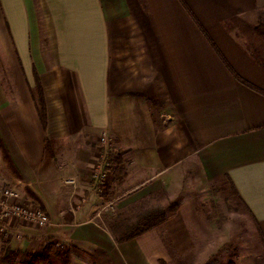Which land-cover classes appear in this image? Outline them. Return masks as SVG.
Wrapping results in <instances>:
<instances>
[{"label":"crops","instance_id":"0c3cea01","mask_svg":"<svg viewBox=\"0 0 264 264\" xmlns=\"http://www.w3.org/2000/svg\"><path fill=\"white\" fill-rule=\"evenodd\" d=\"M259 27L264 0H0V137L19 175L0 151V178L51 221L13 219L0 254L50 243L97 264H204L221 234L202 187L227 182L261 239L237 264H264V57L247 46L264 53ZM109 154L126 164L114 202H179L124 244L98 212L111 204L98 172Z\"/></svg>","mask_w":264,"mask_h":264},{"label":"rangeland","instance_id":"374dc122","mask_svg":"<svg viewBox=\"0 0 264 264\" xmlns=\"http://www.w3.org/2000/svg\"><path fill=\"white\" fill-rule=\"evenodd\" d=\"M259 31H263V29L261 28ZM262 42H264V37L262 38ZM247 46L250 50L257 53V55L264 57V53L260 51V49L256 48L255 45L247 43ZM260 48L264 50V46H260ZM107 149L108 148L105 147L104 150ZM122 159L128 160V157L125 156L122 157ZM101 162L102 163H100V165L103 164L102 159ZM119 163L120 159L114 160L106 178L109 186L108 192L111 204H103L102 206H105L103 208H100V206L98 207V212L102 213L104 221L108 223V227H111V231L116 235V237L132 230L133 226L137 224L138 217L151 211L160 209L166 210L170 204L163 191H159L142 202L139 201L138 203L136 202L137 199L133 197H127V199L125 197L120 202H114L118 196L123 194L122 189L120 193L119 185L122 182L121 180L126 164L125 162H121L122 166L119 167L117 166ZM102 170L103 168L98 169L100 175ZM2 185L5 187H9V185L16 186L12 183H4V180L0 178V187ZM20 186H22V184L19 185V188ZM22 192L23 191L20 189V200L18 203L31 211L43 212L49 218L48 225L44 227H40L38 225L34 226L38 228L48 227L51 223L49 215L41 208V205L33 199V202L36 203L35 206L28 207L24 205L22 203V196H25L26 194L28 195V191H24L23 194ZM202 200L204 202L202 205V212L207 218L216 221L218 228H220L218 232L221 234L216 237L214 242L216 245L212 247L214 251L210 255L211 257L209 260L204 264H226L231 257H238L239 259L244 255L253 256L260 253L258 246L261 239L258 232L256 228L252 226L251 220L248 218L243 204L234 194L227 182L214 184L209 188L202 187ZM174 202H177V200ZM0 234L5 233H1L0 231ZM3 252L4 251L2 250L0 256H3ZM33 254L22 253V255L18 258L13 260L11 259V261L7 264H97L94 257L79 249L71 250L69 259L53 252L48 257L45 256L41 260L33 262L31 257Z\"/></svg>","mask_w":264,"mask_h":264},{"label":"trees","instance_id":"16d2710c","mask_svg":"<svg viewBox=\"0 0 264 264\" xmlns=\"http://www.w3.org/2000/svg\"><path fill=\"white\" fill-rule=\"evenodd\" d=\"M259 30H261V27H259ZM259 32L260 34L264 35V29L263 31H259ZM35 78H36V86H35V89L32 91V94L36 102V106H37V110H38L41 122L43 126L45 127L46 122H47V108H46V102H45V97H44V91H43L42 85L40 83V80L37 74H35ZM47 145H50V142H47ZM0 151L2 153V157L7 167L11 170V172L15 176L19 177L18 172L16 168L14 167V164L10 158L9 152L6 149L1 137H0ZM114 160H116L114 156H112L111 154L107 155V158L104 162L105 166L103 167L104 174L110 171L109 170L110 166L114 162ZM232 187H233L234 194L238 197L240 202L243 203L233 185ZM28 196L31 199H33L35 202H38L41 205V208L44 210V205L42 204L41 200L33 192L28 191ZM178 211H179V202H171L166 210L160 209V210L148 212L145 215L138 217L137 224L133 226L132 230H130L129 232H126L125 234L119 237H115V241L117 244H124V243L130 242L144 235L148 231L156 227H160L164 225L171 217H174L178 213ZM261 238L264 242V235L262 233H261ZM3 251H4V256H0L1 264L3 263L7 264L11 261V259L12 260L16 259L20 255H22L21 252H12L9 248ZM53 252L56 253L57 255H61L62 257L66 259H69L71 250L64 246L60 247L55 244L49 243L46 245V247L41 252L35 253L31 257H32L33 262L39 261L45 256L48 257ZM237 261H238V257H231L226 264H237Z\"/></svg>","mask_w":264,"mask_h":264},{"label":"built area","instance_id":"2783aa9c","mask_svg":"<svg viewBox=\"0 0 264 264\" xmlns=\"http://www.w3.org/2000/svg\"><path fill=\"white\" fill-rule=\"evenodd\" d=\"M98 179L101 180L103 176L97 173ZM20 185V183H19ZM19 186L0 187V231L7 233L8 223L13 219H19L26 223L44 227L49 224L48 216L40 211H31L22 206L18 201L20 200Z\"/></svg>","mask_w":264,"mask_h":264}]
</instances>
